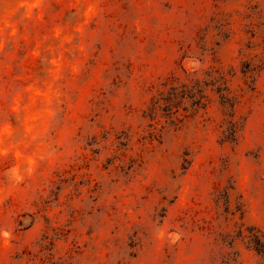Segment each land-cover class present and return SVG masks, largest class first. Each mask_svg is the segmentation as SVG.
Returning <instances> with one entry per match:
<instances>
[{"label":"rangeland","instance_id":"374dc122","mask_svg":"<svg viewBox=\"0 0 264 264\" xmlns=\"http://www.w3.org/2000/svg\"><path fill=\"white\" fill-rule=\"evenodd\" d=\"M0 264H264V0H0Z\"/></svg>","mask_w":264,"mask_h":264}]
</instances>
